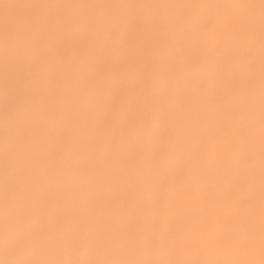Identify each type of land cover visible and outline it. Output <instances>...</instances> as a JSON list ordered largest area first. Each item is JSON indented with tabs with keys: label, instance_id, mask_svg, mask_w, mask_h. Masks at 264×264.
<instances>
[{
	"label": "rangeland",
	"instance_id": "obj_1",
	"mask_svg": "<svg viewBox=\"0 0 264 264\" xmlns=\"http://www.w3.org/2000/svg\"><path fill=\"white\" fill-rule=\"evenodd\" d=\"M0 264H264V0H0Z\"/></svg>",
	"mask_w": 264,
	"mask_h": 264
}]
</instances>
